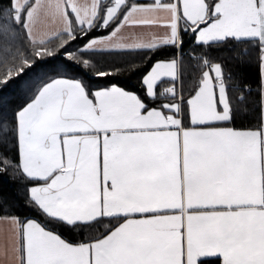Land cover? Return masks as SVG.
I'll list each match as a JSON object with an SVG mask.
<instances>
[{"label":"crops","instance_id":"1","mask_svg":"<svg viewBox=\"0 0 264 264\" xmlns=\"http://www.w3.org/2000/svg\"><path fill=\"white\" fill-rule=\"evenodd\" d=\"M29 1L12 0L16 18ZM101 1L33 0L24 16L26 36L42 43L70 33L68 13L79 26H91ZM211 1L131 5L109 34L82 50L178 45L180 27L193 29L198 44L231 38L264 45V0ZM155 64L173 66L175 80L168 75L160 83L176 85L179 56ZM212 70L204 74L227 101L225 85ZM260 75V130L208 127L226 121L229 107L222 120L191 121L176 97L145 109L136 94L119 87L94 91V133L107 134L110 143H96L91 156H63L49 168L48 158L23 160L19 150L20 165L27 164L23 173L40 181L29 197L48 216L68 224L123 221L100 240L71 245L33 220L0 217V264H198L207 258L264 264V54ZM176 88L168 93L178 97ZM155 95L156 88L147 96ZM166 104L179 111L166 110Z\"/></svg>","mask_w":264,"mask_h":264},{"label":"trees","instance_id":"2","mask_svg":"<svg viewBox=\"0 0 264 264\" xmlns=\"http://www.w3.org/2000/svg\"><path fill=\"white\" fill-rule=\"evenodd\" d=\"M169 0H126L118 16L103 25L109 0L101 1L99 14L89 27L78 26L71 15L70 33L44 43L28 40L23 22L27 8L18 18L12 0H0V217L20 223L33 220L71 245L91 244L112 232L123 218H99L90 223L68 224L48 216L29 197V190L40 181L28 178L20 167L17 112L34 98L39 88L56 78L78 79L88 93L111 86L136 94L145 109L159 108L178 98L182 107L194 96L204 72L217 66L226 88L229 117L208 127L233 130H260L261 75L264 45L255 40L225 39L198 44L194 30L180 27L178 45L152 50L99 52L81 48L91 39L109 34L134 4ZM216 0H212L213 4ZM180 58L179 79L156 86L154 98L147 96L145 74L159 61ZM170 84L178 89L171 96ZM178 84V85H177ZM172 99V100H171ZM198 264H223L220 258L199 260Z\"/></svg>","mask_w":264,"mask_h":264},{"label":"rangeland","instance_id":"3","mask_svg":"<svg viewBox=\"0 0 264 264\" xmlns=\"http://www.w3.org/2000/svg\"><path fill=\"white\" fill-rule=\"evenodd\" d=\"M125 2L126 0H109L103 16V25L109 24L118 16ZM69 15L75 20L72 14L68 13V17ZM214 67L216 70H212L213 76L221 81V72L217 66ZM175 74L173 66L154 64L144 76L146 94L152 96L163 78H168L167 76L170 75V80H175ZM209 81L210 75L205 73L198 93L187 101L185 109L191 121H201L206 118L222 120L228 114L225 92L222 89L218 90L219 86L214 90ZM170 85L172 87L174 84ZM93 92L89 94L84 83L78 79L56 78L43 84L34 98L16 115L19 150L23 160L30 157L48 158L51 163L44 166L49 168L50 164L52 167V164L60 162L63 156H91L94 154L96 143H110L111 139L107 134L94 133L92 123L95 119L97 98L92 95ZM164 108L173 112L179 111L178 106L173 104H166ZM118 141L121 142V137ZM20 167L25 170L27 164ZM36 191L40 193L42 190Z\"/></svg>","mask_w":264,"mask_h":264}]
</instances>
